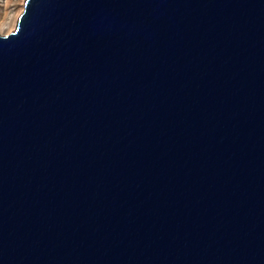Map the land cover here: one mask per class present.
<instances>
[{"label": "water", "instance_id": "1", "mask_svg": "<svg viewBox=\"0 0 264 264\" xmlns=\"http://www.w3.org/2000/svg\"><path fill=\"white\" fill-rule=\"evenodd\" d=\"M23 6L0 264H264V0Z\"/></svg>", "mask_w": 264, "mask_h": 264}, {"label": "rangeland", "instance_id": "2", "mask_svg": "<svg viewBox=\"0 0 264 264\" xmlns=\"http://www.w3.org/2000/svg\"><path fill=\"white\" fill-rule=\"evenodd\" d=\"M21 1L22 0H0V34L1 35L8 34L14 30L15 26L13 27V25H11L10 30H2V27L3 25L7 26L12 23V19L16 14V12H19V15L21 14V12L23 11V7L21 6Z\"/></svg>", "mask_w": 264, "mask_h": 264}, {"label": "bare ground", "instance_id": "3", "mask_svg": "<svg viewBox=\"0 0 264 264\" xmlns=\"http://www.w3.org/2000/svg\"><path fill=\"white\" fill-rule=\"evenodd\" d=\"M23 5H24V0L21 1V6L24 7ZM18 15H19V12H16V14L14 15V17L12 19V23L7 25V26L3 25L2 30H10L11 25H13V27H14L15 24H16V21H17V19L19 17Z\"/></svg>", "mask_w": 264, "mask_h": 264}]
</instances>
